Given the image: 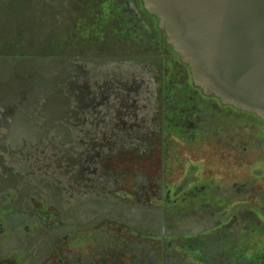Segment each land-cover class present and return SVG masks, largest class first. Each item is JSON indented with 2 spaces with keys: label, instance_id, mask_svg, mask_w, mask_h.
Wrapping results in <instances>:
<instances>
[{
  "label": "flooded vegetation",
  "instance_id": "obj_1",
  "mask_svg": "<svg viewBox=\"0 0 264 264\" xmlns=\"http://www.w3.org/2000/svg\"><path fill=\"white\" fill-rule=\"evenodd\" d=\"M0 264H264V117L143 0H0Z\"/></svg>",
  "mask_w": 264,
  "mask_h": 264
},
{
  "label": "water",
  "instance_id": "obj_2",
  "mask_svg": "<svg viewBox=\"0 0 264 264\" xmlns=\"http://www.w3.org/2000/svg\"><path fill=\"white\" fill-rule=\"evenodd\" d=\"M204 93L264 117V0H143Z\"/></svg>",
  "mask_w": 264,
  "mask_h": 264
}]
</instances>
